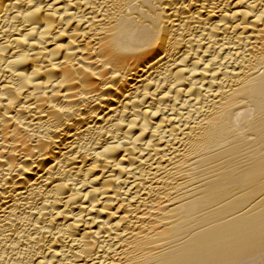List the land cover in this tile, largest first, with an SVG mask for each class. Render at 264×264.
I'll return each instance as SVG.
<instances>
[{"label":"bare ground","instance_id":"1","mask_svg":"<svg viewBox=\"0 0 264 264\" xmlns=\"http://www.w3.org/2000/svg\"><path fill=\"white\" fill-rule=\"evenodd\" d=\"M0 264H264V0H0Z\"/></svg>","mask_w":264,"mask_h":264}]
</instances>
